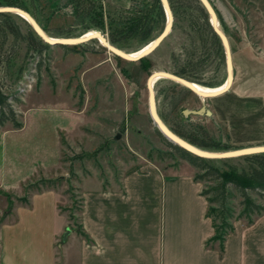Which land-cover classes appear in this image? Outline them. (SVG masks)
Masks as SVG:
<instances>
[{"label":"rangeland","instance_id":"1","mask_svg":"<svg viewBox=\"0 0 264 264\" xmlns=\"http://www.w3.org/2000/svg\"><path fill=\"white\" fill-rule=\"evenodd\" d=\"M14 1L54 40L96 31L127 54L156 40L168 23L161 0ZM208 1L229 42L231 88L220 96L203 98L181 84L161 79L153 90L158 116L175 135L205 151L264 146V0ZM168 3L171 31L143 62L113 54L100 39L76 46L48 45L26 19L0 14V23L9 34L0 49V88L17 98L12 102L16 121L28 129L10 137L20 141L42 126L49 129L40 133L47 141L44 149L49 150L47 168L53 175L50 179L64 178L58 187L69 206L65 211L74 216L71 231H81V186L90 177L110 187L147 163L167 173L199 172L169 146L153 122L147 81L154 72H166L193 84L220 87L228 80L226 51L214 36L200 0ZM6 5L0 0V6ZM202 108L201 114L184 115L185 110ZM15 129L7 122L0 128V138ZM230 160L245 165L241 157ZM200 183L204 189L214 181ZM251 196L264 206V198ZM9 201L19 200L16 195L0 198V223L7 217ZM240 201L235 192L230 205L236 214ZM263 215H255L254 222ZM232 221L249 225L246 218ZM62 223L59 220L58 225Z\"/></svg>","mask_w":264,"mask_h":264},{"label":"crops","instance_id":"2","mask_svg":"<svg viewBox=\"0 0 264 264\" xmlns=\"http://www.w3.org/2000/svg\"><path fill=\"white\" fill-rule=\"evenodd\" d=\"M44 127L20 141L10 136L26 126L0 138V198H23L29 184L53 176ZM194 177L193 170L167 173L153 163L110 187L90 177L81 186L85 236L71 231L66 238L72 222L61 188L31 190L28 203H13L0 223V264H264V215L252 225L234 223L222 256L218 245L207 247L215 230Z\"/></svg>","mask_w":264,"mask_h":264},{"label":"trees","instance_id":"3","mask_svg":"<svg viewBox=\"0 0 264 264\" xmlns=\"http://www.w3.org/2000/svg\"><path fill=\"white\" fill-rule=\"evenodd\" d=\"M5 2L7 4L6 6L20 7L14 0H5ZM8 14L10 13H1V15L6 17L10 16ZM213 33L215 37H218L214 31ZM8 37L9 34L6 25L0 23V49L5 47L8 42ZM141 61L143 62L145 60L142 59ZM15 100H17L15 96L4 93L0 88V128L7 122H11L17 129L22 127V124L16 121L17 114L12 107V102ZM167 142L174 151L199 171L194 177L196 181H214L213 185L204 188L202 191V195L206 197L209 203L207 216L211 218L215 230L214 236L207 242V247L214 248L218 245L219 252L222 256L227 236L235 231L232 220L246 218L247 223L252 225L254 223L253 217L264 213V206L257 203L251 196V193H254L258 197L264 198V153L241 157V161L245 165L239 166L238 164L231 163L232 160L230 159L208 160L196 156L168 140ZM215 161L222 162L226 168L217 166ZM63 179L61 177L57 179L39 180L27 187V193L31 190H41L43 187L57 188ZM235 192L241 197V210L239 214H236L235 207L230 205V202L235 197ZM6 196L9 197V195ZM17 199L20 202L28 203V197L26 196ZM9 203L10 206L7 215L10 214L13 206L10 201ZM213 213L217 215L216 218L212 217ZM69 217L73 223V214H69ZM79 233L85 236L82 226Z\"/></svg>","mask_w":264,"mask_h":264},{"label":"water","instance_id":"4","mask_svg":"<svg viewBox=\"0 0 264 264\" xmlns=\"http://www.w3.org/2000/svg\"><path fill=\"white\" fill-rule=\"evenodd\" d=\"M161 1L163 3V6H164L166 12H167L168 17L170 14L172 16V12H171V8L169 6L168 0H161ZM200 1L210 16L211 25H212L214 32L220 38L222 44L225 47L226 58H227V67H228V79L231 81V84L229 85V87L225 88L224 90H222L221 92H219L217 94L201 95L191 85L192 84L191 82H189V81H187L181 77H178L176 75L166 73V72H154L149 77V79L147 81V88L149 89V91H150V88H149L150 80L153 77H155L157 74H159L162 77L161 79H168V80H172L178 84H181V85L185 86L186 88H188L189 90H191L192 92H194L195 94H197L203 98H211V97L220 96V95L226 93L231 88V85L233 83V65H232V57H231V51H230L228 39H227L226 35L224 34V32L222 30H220L214 22V21H217V15H216V12L213 9L212 5L210 4V2L208 0H200ZM1 13L15 14V15L21 16L22 18L26 19L30 23V25L33 27V29L37 33V35L40 36L46 43H48L51 46H57V45H59V46H76V45L86 43V42L93 40V39H100L101 42L104 44V46L110 50V52H112L113 54H115V55H117V56H119V57H121L127 61H131V62L143 59L144 57L151 54L157 47H159V45L165 40V38L168 36L169 32L171 31L172 21H173V16H172L171 24L167 23L163 33L156 40H154L152 43H150V44H153L152 47H150L140 57L133 59V58H129L127 53L115 48L111 44L108 45L106 43L107 42L106 39L102 35H100L101 33L94 34V35L87 37V38H84L83 36H81V37H77V38H56V40H53L49 35H47L44 32V30L40 27V25L37 23V21L28 12L22 10L21 8L13 7V6H1L0 7V14ZM168 21H169V18H168ZM151 97H153V100L155 102L154 91L152 93L150 92V98ZM155 108H156V105H155ZM204 111H205V108H202L201 111H199V112L198 111L185 110L184 115L187 116L189 114H201ZM151 117H152L153 122L157 126L158 130L160 131V133L163 135V137L165 139H167L169 142H171L175 145H178L179 147L185 149L186 151H188V152H190L196 156H199V157H202V158H205L208 160L231 159V158H238V157H244V156L264 153V146L249 147V148H243V149L225 151V152L205 151V150H202V149L188 143L187 141H185L182 138L175 135L161 121V119L158 117V115L157 116L155 114L153 115L151 112ZM70 233H71V230L67 229V232L65 234V238Z\"/></svg>","mask_w":264,"mask_h":264},{"label":"bare ground","instance_id":"5","mask_svg":"<svg viewBox=\"0 0 264 264\" xmlns=\"http://www.w3.org/2000/svg\"><path fill=\"white\" fill-rule=\"evenodd\" d=\"M169 21L168 23L171 24V21H172V16L171 14L169 15ZM216 26L220 29H221V26L219 24V20L217 18V21H214ZM94 34H99V32H96V31H90L88 33H86L83 37L84 38H87V37H90ZM101 35V34H100ZM54 40V39H53ZM108 45H110V43L106 42ZM153 44H150L148 46H146L145 48H143L142 50H140L139 52H135V53H131V54H128V57L129 58H138L140 57L142 54H144L150 47H152ZM161 76L159 74H157L155 77H153L151 80H150V83H149V88H150V91L149 92H153L154 90V86H155V83L159 80H161ZM231 84V81L228 79L226 83H224L222 86L220 87H217V88H208V87H204V86H201V85H197V84H191L198 93H204L206 95H214V94H217L219 92H221L222 90H224L225 88L229 87V85ZM200 93V94H201ZM153 95V94H152ZM202 95V94H201ZM150 107H151V112L152 114L154 115H158L157 111H156V108H155V102L153 100V97L150 98ZM156 111V112H155ZM159 117V116H158Z\"/></svg>","mask_w":264,"mask_h":264}]
</instances>
